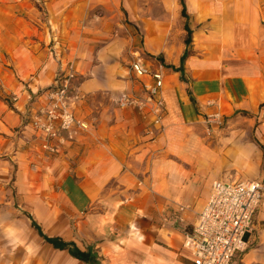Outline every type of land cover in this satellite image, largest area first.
Instances as JSON below:
<instances>
[{"label":"crops","instance_id":"crops-1","mask_svg":"<svg viewBox=\"0 0 264 264\" xmlns=\"http://www.w3.org/2000/svg\"><path fill=\"white\" fill-rule=\"evenodd\" d=\"M62 1L55 0L52 52L64 59L75 58L78 74H84L76 85L80 96L75 111L87 122V127L73 132L63 130L59 137L49 140L56 146L49 150L42 146L45 134L27 121L23 125L28 148L24 157L28 159L30 155L35 160V168L31 169L37 170L36 177L28 178L27 165L22 162L15 180H20L21 186L36 183V191L31 195L26 192L25 196L21 193L20 199L26 198L23 206L42 231L72 241L88 252L91 261L53 246L33 227H15L16 220H11L8 226L0 225V264H193L192 253L183 244L185 229H190L216 179L200 167L206 150L193 126L222 102L235 109L254 110L264 99L263 65L259 61L232 59L234 53L237 56L243 52L239 45L244 40L241 38H235L233 47L228 48L230 59L219 64L212 60L217 55L215 47L198 55L199 45L197 48L193 45L191 53L183 46L177 54L168 56L172 65L164 66L161 94L167 107L165 129L152 134L151 115L146 107L142 110L119 107L110 99L128 91L140 95L141 90L134 79L127 85L117 76L121 69L117 60L122 53L117 40L97 32L93 18L86 24L80 21L82 12L87 10V1L93 0H73L74 4L68 0L67 5ZM109 2L117 12L116 0H106ZM180 2L182 8L191 5L190 0ZM218 3L217 13L222 19L230 11L224 0ZM191 7L196 10V6ZM77 8L81 13H77ZM233 16L236 29L249 34L251 22L241 29L246 17L237 12ZM198 21L193 16L185 26L190 30ZM115 23L114 18L105 20L102 31L110 32ZM52 59L28 84L33 99L24 100L21 105L24 111L34 113L45 103L42 89L53 82L58 65L56 58ZM122 86H127L126 90ZM4 112L5 122L0 128H8L18 120L15 117L10 122L7 116L12 114ZM172 153L181 160L168 157ZM189 160H195L201 170L194 174ZM2 169L4 179H8L9 167ZM59 171L66 173L55 180ZM147 171L150 173L146 174ZM139 172L143 174L142 180L136 179ZM139 181L144 187L136 190ZM60 203L64 204L63 210ZM176 203H189L193 207L183 213V222L161 223L162 216ZM62 211L68 216L63 217L64 221ZM142 215L151 219L143 223ZM246 239L247 248L235 255L232 264H264V205L256 211L253 229Z\"/></svg>","mask_w":264,"mask_h":264},{"label":"rangeland","instance_id":"rangeland-1","mask_svg":"<svg viewBox=\"0 0 264 264\" xmlns=\"http://www.w3.org/2000/svg\"><path fill=\"white\" fill-rule=\"evenodd\" d=\"M218 1L190 0L191 5L184 8L183 12L180 0H116L118 4L116 12L111 2L93 0L91 3L87 1V10L82 12L83 19L80 21L86 24L93 18L95 22L93 27L97 32L109 36L110 40H117L122 50L117 60V64L120 65L118 67L121 68L117 76L125 80L124 83L127 85L133 81L128 70V60L133 51L138 50L153 67L160 63L164 69V66L172 65L168 62V56L177 54L183 46H186L187 53H191L194 51L193 45L196 48L199 45L201 48L196 52L198 55L205 53L206 49L215 47L217 55L212 60L219 64L230 59L231 55L226 52L228 48L233 47L235 38L244 39L239 44L243 52L237 56L234 53L232 59L259 61L264 71V0H251L250 4H247V0H224L230 12L222 19H219L217 13ZM62 2L67 5L68 0ZM69 3L74 4V1L70 0ZM191 6H196V10L194 11ZM78 9L77 13H81ZM56 12L60 15V11ZM234 12L246 17L241 29L246 28L248 24L250 26L251 22L249 34H246L244 29L242 31L236 29ZM53 15L55 16V0H0V126L3 121L5 122L2 116L6 110L12 114V117L7 116L10 122H14L15 117L18 118L8 128H0V225L8 226L11 220L12 222L16 220L15 227L35 229L31 224L32 215L23 206L26 198L21 201L20 195L23 193L25 196L26 192L31 195L36 191V183L33 181L32 184L29 182L21 186L20 180H15L17 174L15 172L24 162L23 165H27L28 178L34 180L36 177L37 170L31 169L35 168V160L30 155L28 159L24 157L28 148L25 145L26 134L23 125L27 121L30 122L38 110L30 113V110L24 111L21 105L26 98L33 99L28 84L33 81L40 68L55 57V53L52 52L55 32ZM193 16L199 21L189 30L185 28V24L187 20L191 21ZM110 18H114L116 25L110 32L104 33L102 28L105 27V20ZM68 60L75 64V58ZM78 67L80 70L79 64ZM83 76V73L78 74L77 71L73 84L77 85ZM49 86L44 87L42 91L45 92ZM122 87L124 90L127 88ZM21 88L26 90L24 94L20 93ZM27 91L30 93L28 96ZM118 96H111L110 99L117 104ZM193 128L199 133V142L206 150L205 161L199 163L202 164L200 167H203L205 172L212 173L213 179L258 178L262 174L264 99L254 110L235 109L222 102L220 107L205 114L204 120L195 123ZM4 142L6 144H3ZM259 144H263V147ZM168 157L180 159L173 153L171 156L168 154ZM199 164L195 160L188 161V166L194 169V174L201 170L198 168ZM4 166L9 167V173L6 171L8 179L3 177ZM64 173L66 171L56 172L55 180ZM142 175V172H139L136 179L142 180ZM136 186V190L144 187L140 181ZM49 189L50 192L53 191L51 187ZM186 204L190 211L192 204ZM60 207L63 210L64 204L60 203ZM63 217L68 219L62 211L61 221L65 220ZM141 219L145 223L151 217L142 215ZM27 234L30 239L29 229Z\"/></svg>","mask_w":264,"mask_h":264},{"label":"built area","instance_id":"built-area-1","mask_svg":"<svg viewBox=\"0 0 264 264\" xmlns=\"http://www.w3.org/2000/svg\"><path fill=\"white\" fill-rule=\"evenodd\" d=\"M57 68L53 82L45 90V103L30 122L42 131L46 140L42 146L54 150L50 139L57 138L63 130L85 129L87 122L75 111L79 98L73 79L77 69L72 60L55 53ZM128 70L141 90L140 95L128 91L116 98L119 107L147 108L151 115L150 132L165 129L167 107L161 87L164 69L159 63L154 67L138 50L128 60ZM264 205V173L258 178L215 179L209 194L198 211L190 229H185L183 244L192 253L193 264H232L236 254L247 248L246 234L254 225V215ZM187 204H176L162 216L164 222H183Z\"/></svg>","mask_w":264,"mask_h":264},{"label":"trees","instance_id":"trees-1","mask_svg":"<svg viewBox=\"0 0 264 264\" xmlns=\"http://www.w3.org/2000/svg\"><path fill=\"white\" fill-rule=\"evenodd\" d=\"M182 1V0H181ZM182 11L184 12V7L182 8ZM185 28H187L185 26ZM185 42H188V38L185 39ZM185 52L182 54V58L185 57ZM178 69V68H176ZM179 69H181V67H179ZM31 224L35 227V229H37L38 233L44 238V240L50 242L53 246L61 248V249H67L69 251L70 254L84 260V261H91V258L88 256V252L81 250L80 248H78L72 241H67V240H63L62 237L55 235V236H50L47 235L46 233H44L42 231V229L40 228V226L35 222L34 219L31 220Z\"/></svg>","mask_w":264,"mask_h":264}]
</instances>
